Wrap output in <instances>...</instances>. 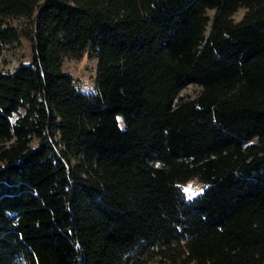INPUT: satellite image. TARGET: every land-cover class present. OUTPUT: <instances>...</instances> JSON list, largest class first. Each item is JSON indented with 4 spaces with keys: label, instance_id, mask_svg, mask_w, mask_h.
I'll return each mask as SVG.
<instances>
[{
    "label": "trees",
    "instance_id": "trees-1",
    "mask_svg": "<svg viewBox=\"0 0 264 264\" xmlns=\"http://www.w3.org/2000/svg\"><path fill=\"white\" fill-rule=\"evenodd\" d=\"M21 36L0 264H264V0H0V50ZM86 49L92 93L62 70Z\"/></svg>",
    "mask_w": 264,
    "mask_h": 264
},
{
    "label": "rangeland",
    "instance_id": "rangeland-1",
    "mask_svg": "<svg viewBox=\"0 0 264 264\" xmlns=\"http://www.w3.org/2000/svg\"><path fill=\"white\" fill-rule=\"evenodd\" d=\"M244 10L239 8L232 15L233 21H238ZM210 18L213 10L206 11ZM14 26L19 34L23 35V30L30 32L31 19L25 17H18L9 21ZM209 24L205 27V33L208 31ZM31 58V47L29 42L22 36L16 41L8 45H4L0 50V69L3 71H12L19 63H28ZM62 70L70 74L73 78L74 87L83 93H92L95 90V72H96V58L89 49H86L79 58L64 57L62 61ZM197 87L188 85L179 91L178 95L182 97H193L196 93ZM23 111L20 110V113ZM17 114L11 118L14 121ZM36 144L33 140L32 145ZM179 188L184 193L186 198L195 196L203 188L195 177H192L184 182L178 183Z\"/></svg>",
    "mask_w": 264,
    "mask_h": 264
}]
</instances>
